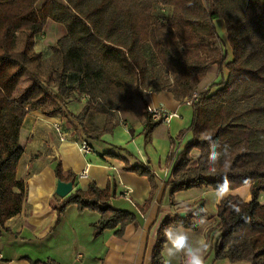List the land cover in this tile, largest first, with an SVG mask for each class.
Segmentation results:
<instances>
[{
    "label": "trees",
    "instance_id": "16d2710c",
    "mask_svg": "<svg viewBox=\"0 0 264 264\" xmlns=\"http://www.w3.org/2000/svg\"><path fill=\"white\" fill-rule=\"evenodd\" d=\"M47 19L63 24L66 33L52 46L58 64L50 65L43 79L37 68L42 53L34 46ZM218 19L225 24L230 51L215 56L210 48L220 41L214 25ZM212 65L224 68L226 77L210 86L213 91L200 92L189 126L179 133L190 131L191 139L177 153L170 148L164 185L173 197L181 190L222 182L224 176L247 181L248 200L229 194L217 204V221L209 230L215 234L214 259L264 264V0H0V235L26 198L16 169L28 112L65 115L72 100H83L82 112L72 116L81 124L90 112L104 115L99 129H83L86 138L99 139L113 130L116 112L139 99L149 140L161 122L147 112V93L167 90L182 102L197 91ZM24 76L29 82L19 89ZM50 77L55 90L48 86ZM208 135L229 148L215 168L208 163ZM124 169L148 177V205L158 187L154 172L127 161ZM55 172L62 181L75 178L71 171L62 175L60 162ZM114 190L90 182L87 189H75L62 199L58 215L69 204L96 210L100 218L93 224L95 233L116 229L121 235L138 216L109 203ZM200 208L195 206L193 214ZM195 218L184 223L195 228ZM179 219L168 216L161 223L153 264L163 263L164 228L177 226Z\"/></svg>",
    "mask_w": 264,
    "mask_h": 264
},
{
    "label": "crops",
    "instance_id": "0c3cea01",
    "mask_svg": "<svg viewBox=\"0 0 264 264\" xmlns=\"http://www.w3.org/2000/svg\"><path fill=\"white\" fill-rule=\"evenodd\" d=\"M220 21L224 28L223 20ZM145 98L147 104L162 105L181 115L167 125L160 123L156 126L149 140L144 136L143 108L141 110L138 101L118 110L113 130L99 139L86 138L83 129H99L104 123V115L90 112L81 124L72 116L82 112L83 100L70 102L65 115H45L40 110L27 113L20 131L23 153L16 169L17 178L25 182L26 198L21 212L4 224L7 230L0 235V264H153V249L160 225L165 217L174 218L176 215L181 217L177 225H182L194 242L204 240L208 243L206 264L225 262V259H214L215 234L209 230L215 219L217 221L219 202L214 203L213 210L207 206L206 194L210 192L207 186L202 187L200 201L196 199L200 196L183 198V192L171 197L165 181L157 180V190L145 206L151 193L148 177L124 169L127 161L129 165L141 164L151 170H161L170 148L173 146L175 152H179L192 136L190 131L179 135L190 124L192 107L175 99L167 90H150ZM56 126L60 127V133ZM61 133L63 139L60 138ZM83 139L88 141L91 151L80 150ZM156 147L159 153L154 150ZM57 162L61 164L64 177L70 171L75 176L71 192L78 188L87 189L90 182H95L99 188L108 186L115 189L109 203L113 207L136 212L137 222L128 224L123 233L117 235L116 229L95 233L93 224L100 218L96 210H79L77 205L69 204L58 215L57 209L64 197L55 192ZM86 167L87 173L83 174ZM164 167L169 173L170 167L166 162ZM127 189H131L128 197L134 204L123 194ZM199 204L207 209L206 217L213 212L215 219L211 220L213 223L207 221L204 225L189 227L184 220L187 217L196 220L192 210ZM185 207L190 210L182 216L180 213ZM162 256V264H165L168 260L166 252L162 251ZM182 260L179 257L173 264H182Z\"/></svg>",
    "mask_w": 264,
    "mask_h": 264
},
{
    "label": "rangeland",
    "instance_id": "374dc122",
    "mask_svg": "<svg viewBox=\"0 0 264 264\" xmlns=\"http://www.w3.org/2000/svg\"><path fill=\"white\" fill-rule=\"evenodd\" d=\"M214 25H215V29L217 31V34L220 37V41L219 42L217 41L215 43V45H211L210 54L216 56L218 54L222 55L225 52L229 53L230 49H229L227 42H226V34L224 33L225 27L223 28V24H221L220 20L218 22L214 21ZM65 33H66V29H65L63 24H61L59 22H55L51 19H47L45 21L42 32H40L39 34L36 35V42H35L34 47H35V50L37 52L42 53V61L37 66V68L40 71L43 79L46 78L45 74L50 72V65H53V67H54L58 64L57 56L54 55L52 52V46ZM161 75H162L163 79L167 78V75L165 73L161 72ZM225 77H226V74L224 72V68L222 71H220L217 65H212L209 68V70L207 71L205 77L202 79L201 83L198 85L196 90L201 92V91H205L207 89H211L213 91L215 88L214 87L211 88L210 86L213 83L219 82L220 80H222ZM49 81H50L48 83L49 88L55 90L54 78L50 77ZM28 82H29L28 77L24 76L21 79V81L19 82V89L26 87ZM137 100H138V103L140 104V107L142 110V108H143L142 102L139 99H137ZM72 101H74V100H72ZM181 103H183V101ZM165 125H167V124H165ZM156 142H158L159 144H162L158 140H156ZM20 144L22 145L23 141H22V143L20 142ZM154 150H156L157 153L160 152L157 147ZM196 154H197V150H194L192 152V155L196 156ZM165 162H166V160L163 161V168L161 170H153L152 169V171L154 172V174L156 176V179L159 181H163V182L166 180V178H165V174H166L165 170L166 169L164 167ZM228 180L231 182L230 194H238L246 200L249 199V186H250L249 183H243V182L236 180V179H228ZM220 184H221V182H215V183L212 182L209 186H207L208 189L210 190V192H208L206 194L207 206L212 210L214 209V203L217 201L216 192H217V188ZM202 191H203L202 187H196V188H190L187 190H181L178 192H183L182 193L183 198L200 196V197H197L196 199L202 201V198H201ZM178 192H176V193H178ZM261 200L264 201V193L261 196ZM212 219H215V218L213 217V212H210L209 216L206 217V220L209 222H212L211 221ZM215 223H216V219H215ZM222 264H232V263L229 262L228 260H225V262H223Z\"/></svg>",
    "mask_w": 264,
    "mask_h": 264
},
{
    "label": "clouds",
    "instance_id": "9594fccd",
    "mask_svg": "<svg viewBox=\"0 0 264 264\" xmlns=\"http://www.w3.org/2000/svg\"><path fill=\"white\" fill-rule=\"evenodd\" d=\"M204 139L209 144L208 163L215 168L222 157L227 156L229 148L227 145L221 147L217 141L213 140L211 135L205 136ZM230 184L231 182L227 179V176H224L216 192L218 202L230 194ZM189 210L185 207L181 214L187 215ZM206 212L207 209L205 208H200L197 212H194V215L199 217L197 226L204 225L207 222L206 215H202L206 214ZM163 235L165 244L162 247L168 257L165 264H173V261L179 257L183 258L182 264H206L205 257L209 248L206 241L199 240L194 242L189 234L183 230L182 225L165 227Z\"/></svg>",
    "mask_w": 264,
    "mask_h": 264
},
{
    "label": "built area",
    "instance_id": "2783aa9c",
    "mask_svg": "<svg viewBox=\"0 0 264 264\" xmlns=\"http://www.w3.org/2000/svg\"><path fill=\"white\" fill-rule=\"evenodd\" d=\"M200 92L194 91L190 96L186 97L183 100V104L189 107H193V105L198 101ZM147 112L149 113L151 119L153 121H160L161 123L169 124L173 119L180 118L181 115L178 111L170 110L162 105H146ZM56 130L60 133L61 129L59 126H56ZM60 138L63 139V134L61 133ZM80 150L83 152H89L91 151V147L89 146V143L83 139L80 142ZM87 173V167L83 170V174ZM168 172L165 174V178H167ZM131 193V189L124 190L123 194L126 196V198L132 203L133 201L128 197ZM1 257V255H0Z\"/></svg>",
    "mask_w": 264,
    "mask_h": 264
},
{
    "label": "water",
    "instance_id": "95a60500",
    "mask_svg": "<svg viewBox=\"0 0 264 264\" xmlns=\"http://www.w3.org/2000/svg\"><path fill=\"white\" fill-rule=\"evenodd\" d=\"M72 187H73V184L71 181L66 182V181H62V180L58 179L57 183H56L55 192L60 197H65L66 195H68L71 192ZM180 215H182V214L180 213Z\"/></svg>",
    "mask_w": 264,
    "mask_h": 264
}]
</instances>
